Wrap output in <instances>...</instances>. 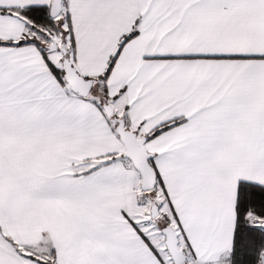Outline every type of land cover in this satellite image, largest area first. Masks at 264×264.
I'll list each match as a JSON object with an SVG mask.
<instances>
[{"label": "snow or ice", "instance_id": "1", "mask_svg": "<svg viewBox=\"0 0 264 264\" xmlns=\"http://www.w3.org/2000/svg\"><path fill=\"white\" fill-rule=\"evenodd\" d=\"M0 264H264V0H0Z\"/></svg>", "mask_w": 264, "mask_h": 264}]
</instances>
